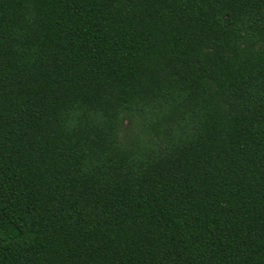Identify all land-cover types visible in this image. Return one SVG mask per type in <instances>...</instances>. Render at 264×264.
<instances>
[{"label":"trees","instance_id":"16d2710c","mask_svg":"<svg viewBox=\"0 0 264 264\" xmlns=\"http://www.w3.org/2000/svg\"><path fill=\"white\" fill-rule=\"evenodd\" d=\"M0 264H264V0H0Z\"/></svg>","mask_w":264,"mask_h":264}]
</instances>
